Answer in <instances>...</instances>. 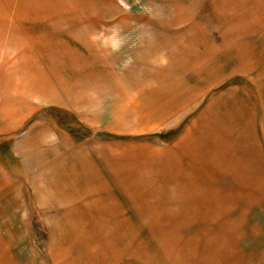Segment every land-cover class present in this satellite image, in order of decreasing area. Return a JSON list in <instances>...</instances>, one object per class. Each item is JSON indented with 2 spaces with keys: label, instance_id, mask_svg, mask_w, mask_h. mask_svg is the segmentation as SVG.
Masks as SVG:
<instances>
[{
  "label": "rangeland",
  "instance_id": "1",
  "mask_svg": "<svg viewBox=\"0 0 264 264\" xmlns=\"http://www.w3.org/2000/svg\"><path fill=\"white\" fill-rule=\"evenodd\" d=\"M0 264H264V0H0Z\"/></svg>",
  "mask_w": 264,
  "mask_h": 264
},
{
  "label": "crops",
  "instance_id": "2",
  "mask_svg": "<svg viewBox=\"0 0 264 264\" xmlns=\"http://www.w3.org/2000/svg\"><path fill=\"white\" fill-rule=\"evenodd\" d=\"M15 205H17V203H15Z\"/></svg>",
  "mask_w": 264,
  "mask_h": 264
}]
</instances>
